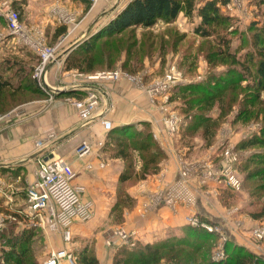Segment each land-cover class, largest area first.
I'll list each match as a JSON object with an SVG mask.
<instances>
[{
    "label": "trees",
    "instance_id": "trees-1",
    "mask_svg": "<svg viewBox=\"0 0 264 264\" xmlns=\"http://www.w3.org/2000/svg\"><path fill=\"white\" fill-rule=\"evenodd\" d=\"M198 1L130 0L109 25L85 40L80 50L67 56L66 70L77 69L82 73L105 68L113 70L123 58L122 68L136 74L143 67L144 58H150L156 51L165 56L168 40L175 36L182 38L189 32L179 35L175 21L180 16L192 18L197 8L201 20L191 26L190 33L202 38L214 36L216 49L208 52L206 59L213 68L221 65L227 69L224 73L212 74L202 81L177 84L172 89L171 100H181L183 113L186 116L192 114L193 121L185 128V134L190 136L199 132L207 144L211 145L226 115L239 107L238 119L243 122L262 119L263 125L260 135L243 140L237 148L264 147V98H261L264 94V21L261 26H258V22L252 23L250 30L254 33L246 36L245 32L239 33L235 30L237 28H232L233 18L221 10V4L228 0H203L197 6ZM257 2L259 5L264 4V0ZM15 4L18 9L21 8L18 1ZM161 20L166 23V27L156 34L155 25ZM66 29L67 26H62L60 33L64 34ZM233 33L239 35L241 43L235 48L230 38ZM244 48H247L246 52L240 54ZM0 63V69L13 70L7 77L3 70L0 71V97L8 91L12 96L0 104V114L28 101V98H22L23 93L31 94L30 98L46 95L38 80L33 77L34 65L28 66L15 59ZM62 94H73V91L68 90ZM215 109L219 110L217 116L211 114ZM141 125L145 129L130 124L114 127L108 132L107 145L111 151L115 148L113 155L126 161L119 183L124 184L132 178L143 179L147 174L157 172L166 155L153 136L151 123L145 121ZM137 156L141 162L140 171L135 167ZM240 168L244 172L249 192L255 199L252 203L257 206L252 217L264 220V151L254 152L241 162ZM36 232L33 229H27L21 234L12 231L7 240L9 249L4 253L2 264H40L34 246ZM211 238V232L206 229L189 226L188 230L163 240L148 243L136 241L132 247L124 245L118 249L114 264H162L164 261L167 264H264V255L243 244H233L230 240L226 244L227 257L223 261H214L209 258ZM80 259L81 264H100L97 256L87 250L81 253Z\"/></svg>",
    "mask_w": 264,
    "mask_h": 264
},
{
    "label": "crops",
    "instance_id": "crops-1",
    "mask_svg": "<svg viewBox=\"0 0 264 264\" xmlns=\"http://www.w3.org/2000/svg\"><path fill=\"white\" fill-rule=\"evenodd\" d=\"M19 2L20 0L18 4L22 9L28 10V25L34 32L39 31L43 34L47 45L57 44L59 41L62 43L58 47V60L50 63L45 74L47 90L42 89L49 96L24 101L8 112L0 114V177L5 183L4 186H7V192L14 191L13 196L16 201L23 202L26 187L36 179L37 156L40 151H43L50 156L64 158L76 170L77 175L73 183L85 187V197L94 201L96 214L114 203L115 189L125 167L121 157L110 153L111 150L107 145L109 131L105 130L103 119L113 122L114 127L150 122L152 131L164 151L168 152V157L161 166L167 169V179L173 180L179 168V150L176 147L178 137L174 138L166 131L161 109L145 88L138 87L129 78L108 81L102 85L100 78H91L100 69L89 73H82L77 69L66 70L67 56L80 50L85 40L109 25L130 0H96V3L90 0ZM177 21L184 23L185 20L183 16H180L175 24ZM24 24L28 26L25 22ZM164 24L166 23L163 20L158 21L155 28ZM62 26H67L64 34L60 33ZM63 87L65 90H61ZM90 89L99 92L97 110L77 108L72 102L73 99L87 96ZM68 90H72L73 94H62ZM51 133L54 137L48 138ZM39 139L46 141L43 150L36 146ZM85 140L89 141L93 148L85 156L79 157L75 149ZM100 141H103L104 145H99ZM140 187V185L132 186L129 189L130 196L137 197L141 193L144 194L146 191ZM0 201L1 207L4 208L6 201L3 195H0ZM196 210L204 217L212 216L218 219V214L214 210L205 208L203 201L198 202ZM132 215V220H129L130 224H128L129 228H137L140 241L148 243L158 241L166 232L175 235L174 232L184 225V217L188 215V212L184 206H180L177 212H172L165 204H162L158 208H153L145 218L137 214ZM84 224L86 223H75L74 235L77 234L76 228L81 229L83 227L81 225ZM228 234L229 239L234 240L235 243L243 244L256 251L250 243L249 235L244 236V234L230 231ZM57 237L59 241L55 249L64 247L60 233H51V239ZM116 240L113 241L115 244L113 246L121 244L119 239ZM103 248L104 251L102 254L99 251L97 259L109 262L113 251L107 253L106 247L103 246Z\"/></svg>",
    "mask_w": 264,
    "mask_h": 264
},
{
    "label": "rangeland",
    "instance_id": "rangeland-1",
    "mask_svg": "<svg viewBox=\"0 0 264 264\" xmlns=\"http://www.w3.org/2000/svg\"><path fill=\"white\" fill-rule=\"evenodd\" d=\"M2 1L3 0H0V3ZM202 1L203 0H199L197 2V6H200ZM20 2L24 3L25 0H20ZM227 2L225 4H221V10L223 11V13L231 15V18H233L231 22L232 28H237L235 30H238L239 33L245 32L246 36L251 35L252 33H254V31L250 30V25L252 23L258 22V26L262 25L264 21V4L259 5L257 0H242L237 3V5H241L240 8H235V10L230 12L226 8ZM196 9L197 8H195L193 11L194 16L192 17V19L184 18V23H182L181 21L182 26L179 25L177 21L176 25L179 30H177V28L176 30L179 35H182L183 33L185 34L187 33V31L189 32L182 38L175 36L169 39L166 43L167 46L165 48V56H162L159 51H156L150 58H144V65L140 69V71H138V74H132L122 68V62H124L123 58L120 59L117 66L113 68V70L121 69L124 72V76H122L121 78H127L125 76L129 74L139 79L138 81H134L128 77L131 81L134 82V84L138 85V87L142 86L143 88H145V91L150 94L151 98L161 109V112L163 114L162 121L165 125L166 131L174 138L178 137L176 147L177 150H179V168L177 171V175L173 180L167 179V169L161 166V163L168 157V152L165 151L166 155L161 160V163L159 165L161 167L157 172L147 174V176L143 179L138 178L135 180V178H132L129 182H126L124 184L118 182V185L115 189V202L108 205L107 208H103L102 211H98L97 214L94 211V215L87 222H81L86 223L84 225H81L86 231L83 229V227L81 229L76 228L75 233L77 234L74 235V225L76 222L72 225V250L76 255L75 260L77 264H81L80 256L84 250H87L90 253L98 256L99 251H101V254L102 251H104L103 246L106 247L105 249L107 253H110V251L113 252L110 256L111 260L109 262L100 261V264H114L116 261L115 257L118 249L123 248L124 245H129L130 247H132V245L129 243H121L120 245L118 244V246H113L115 245L113 242L111 244L107 243V238L110 237L109 235L112 233V231H116L119 228L129 231L131 233L129 235V240L134 241L135 243L136 241H140V234L137 228H129L128 224H130L129 220H132V214H137L141 218H145V216H147L149 212L151 213L153 208H158L162 204H165V206H167L169 210L172 211L173 207L170 206V202L168 201H164L162 203H151L153 198L158 195L165 197L172 196V198L186 197L190 203H195L194 205L188 207L187 204L181 202L177 205L175 210L173 209L172 212H177V209H179L180 206H184L185 209H187L188 215L192 214L193 210H196L198 202L203 201V206L205 208L207 207L209 210H214L218 214V219H215L212 216L204 217L198 212V210L195 211V213H197V215L199 214L205 222L208 223L209 221L212 222V224L217 225V229L211 232L212 238L210 239V242L212 244V247L209 251L210 259L214 258L213 254L218 249H220L219 246L222 243L225 248V254L227 242L230 240L233 244L235 243V241L231 239H228L226 241L224 240V236L229 235V231L231 233L244 234V236L249 235L252 247L257 248L255 249L257 253H264V237L260 240L261 243L259 244V241L258 239H256L254 234L255 227L264 228V220L252 217V212L256 211L257 206L256 204L252 203L253 201H255V199L249 192L247 182L244 179V172L240 168L241 162L245 161L254 152L264 151V147L255 146L251 149L237 148L238 144L243 140H247L252 136L261 134L260 129L263 125L262 119H252L250 120V122H243L242 120L237 118L239 107H235V109L231 113L226 115L225 120L220 125L213 144L208 145L207 140H205L199 132H196L190 136L185 134V128L189 126L193 120L191 118L192 114L190 116H186L183 113L184 107L181 103V100H171L170 97L172 92L167 94L168 98L166 99V97H163L162 95L154 96L149 91V89L154 84H156L158 80L164 78L166 74L173 73V71L181 75L182 80L178 85H182L185 83L188 84L190 81H202L206 77L210 78L212 74L224 73L225 69H227L225 66L221 65L219 67L213 68L209 65V62L206 59V54L216 49L214 36L202 38L201 36L190 33L191 26L193 24L200 23L201 20L200 15L197 14ZM18 10L20 11V19L22 20V22L24 21L28 25V10L25 8H20ZM165 27L166 24L159 25L157 28H154V32L156 34L161 33L162 31H164ZM6 32V20H3L1 18L0 34H6ZM259 32H261V30H259ZM32 34L35 36V38H40V40L44 42L43 38L39 37V35L34 33ZM235 34L233 33V35H230V38H232L233 48L241 44L239 35ZM4 41L5 40L0 41V62H6L7 59H15L17 61H23L28 66L34 65L35 68L37 67V63H39L40 61V50L37 48L38 46L36 47V49H31L26 47L25 45L24 47L23 45L15 44L17 42V39L13 36H8L6 42ZM156 45L157 47H159V41H157ZM249 46L250 45H248V47ZM247 48L242 49L239 53L244 54ZM1 70H3L4 76L6 77L13 72V70L11 71L10 69H8L7 71H5L4 69H0V71ZM113 70L107 68L100 69V71ZM117 80L100 79V84L104 85V83L108 81L113 82ZM8 92L0 97V104L12 98V96L9 95ZM29 95L31 94L23 93L22 98H28V100L35 99L34 97L30 98ZM45 96L43 97L47 98L49 95L46 94ZM261 98H264V94H262ZM165 108L167 109L164 110ZM211 114L217 116L219 114V110L215 109ZM175 120L177 121L178 127L175 129V131H172L171 124L172 121ZM137 126L139 128L145 129L143 125ZM152 133L158 141L155 133L153 131ZM233 146L234 148L232 149ZM114 150L115 148H112V151L110 153L114 154ZM228 150H230L233 154L235 153L236 155H234L238 159L236 163L237 172L240 175L241 179H243V186L240 191H233L228 187V184L225 181L203 183L200 180V176L202 175V173L200 172V169H197L196 167L191 168L190 174L188 172V176L182 175L185 165L189 166L197 162L204 163V166L206 162L209 164V166H206L204 170L209 169L210 166L225 165L222 164V162L225 161L226 152ZM135 158H137L135 167H137V170L140 171V158L138 156ZM123 161L125 167L126 161L124 159ZM138 185H140V188L144 189V191L146 192L144 194L141 193L139 196L137 195V197L133 195L130 196L129 189H131L132 186L138 187ZM184 185H186V188L184 187ZM177 186L178 189H176ZM83 198H87L85 197V194L83 195ZM217 210L219 212H217ZM188 215L184 217V225H182L181 228H178L174 232L175 235H178L181 231L183 232L185 230H188L189 226L192 228L199 227L205 229L203 226H192V224H188L186 222V218ZM27 229L28 228L23 229L20 226L16 227L15 225L12 231L13 233L21 234L27 231ZM242 229L244 231H242ZM36 231L37 232L35 233L36 237L34 246L37 259L41 263L40 260L43 259V256L47 255L52 249H55L57 247L56 243L57 241H59V239L58 237L51 239V231H46L44 229H37ZM172 235L173 234L166 232L163 234V236H160V239L158 240H163L164 238ZM61 242L63 243L65 248H70L69 244L71 242L66 243L62 237ZM258 244L260 247H258ZM162 264L167 263L164 261Z\"/></svg>",
    "mask_w": 264,
    "mask_h": 264
},
{
    "label": "built area",
    "instance_id": "built-area-1",
    "mask_svg": "<svg viewBox=\"0 0 264 264\" xmlns=\"http://www.w3.org/2000/svg\"><path fill=\"white\" fill-rule=\"evenodd\" d=\"M18 0H3L0 3V18L6 20L7 32L6 34H0V41L8 38V36H13L17 39L19 44H23L28 48L36 47L40 50V61L37 63L33 77L38 80L40 86L47 90L45 74L47 68L52 63V61L58 60V50L59 45L62 41L57 44L47 45L42 40L35 38L32 34H37L39 37L43 38L41 32H34L33 28L26 26L20 19V12L14 4ZM96 3V0H90ZM201 1V0H200ZM242 0H228L226 8L232 12L235 8H240L241 5L237 3ZM245 1V0H244ZM182 26L181 21L178 22ZM183 23V22H182ZM44 40V39H43ZM42 41V43H41ZM124 76V72L121 69L113 71H99L95 76L91 78L95 79H109L117 80ZM125 77H129L134 81L139 79L135 76L127 74ZM182 80L181 75L174 72L166 74V76L156 84H154L149 91L152 95H162L168 98V93L172 92L174 86L179 84ZM65 88V87H63ZM62 88V89H63ZM67 88V87H66ZM99 92L97 93L94 89H90L87 92V96L81 99H73V103L77 108H86L89 111L97 110L99 106ZM165 108L164 110H166ZM102 123L106 131H110L114 128L113 122L108 119H103ZM172 131L178 127L177 121H172L171 124ZM54 137L51 133L48 138ZM45 140L39 139L37 141V148L41 150L45 149ZM99 145H104L103 141H100ZM93 148V145L85 140L80 143L76 149L75 153L79 157L85 156ZM234 146L232 147V149ZM235 154V153H234ZM231 153L230 150L226 152V159L222 162V166H210L209 169L204 170L209 164L204 163H194L193 165H185L183 168V176H188L192 167L200 169L202 175L200 180L203 183L225 181L228 187L233 191H240L243 186V179L237 172V157ZM227 164V165H226ZM202 168V169H201ZM36 179L34 182L28 184L25 190L24 199L22 203H18L13 196L14 191L7 192V186L0 177V195L5 197L6 205L2 208L0 201V264L4 263V253L9 249L7 245V240L11 237L12 229L16 227H22L23 229H44L46 231H51V233H61V237L66 243H70V248L60 247L58 249H52L47 255L43 256L40 260V264H77L76 255L72 250V239H73V229L72 225L75 222H87L94 215L95 204L94 201L88 198H83L85 193V187L82 185L74 184L73 179L76 177L77 172L72 166L60 156H50L48 153L40 151L36 160ZM187 184V183H186ZM186 188V185H184ZM188 187V186H187ZM178 189V186L176 187ZM174 198V197H173ZM172 196H155L151 203H162L164 201L170 202L175 210L177 205L181 202L188 205V207L194 205L195 203H190L186 197H177L173 199ZM195 212L189 214L186 218L188 224L195 226H203L207 231L213 232L217 229V225L212 224V222H205L202 217ZM131 233L125 229L119 228L116 231H112L107 238V243L111 244L115 239H119L120 243H129L132 246L135 244L134 241L129 240V235ZM254 234L256 239H258L259 244L261 239L264 237V228L255 227ZM229 235L224 236V240H228ZM224 241V243H225ZM258 244V247H260ZM213 255L215 261H223L227 255L225 254V248L223 243L219 246ZM257 249V248H253ZM259 251V250H258ZM260 254L264 255V253Z\"/></svg>",
    "mask_w": 264,
    "mask_h": 264
},
{
    "label": "water",
    "instance_id": "water-1",
    "mask_svg": "<svg viewBox=\"0 0 264 264\" xmlns=\"http://www.w3.org/2000/svg\"><path fill=\"white\" fill-rule=\"evenodd\" d=\"M69 89V88H68ZM61 90H65V88L61 89Z\"/></svg>",
    "mask_w": 264,
    "mask_h": 264
}]
</instances>
